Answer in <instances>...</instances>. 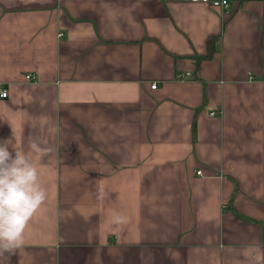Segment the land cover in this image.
<instances>
[{"label": "crops", "instance_id": "1", "mask_svg": "<svg viewBox=\"0 0 264 264\" xmlns=\"http://www.w3.org/2000/svg\"><path fill=\"white\" fill-rule=\"evenodd\" d=\"M229 3L0 0V141L48 193L0 264H264V0Z\"/></svg>", "mask_w": 264, "mask_h": 264}, {"label": "clouds", "instance_id": "2", "mask_svg": "<svg viewBox=\"0 0 264 264\" xmlns=\"http://www.w3.org/2000/svg\"><path fill=\"white\" fill-rule=\"evenodd\" d=\"M42 143L31 137L28 143L30 151L41 158L51 151ZM47 197V189L31 158L16 147L12 138L0 141V258L15 254L24 246L26 230ZM106 197L107 193L100 188L97 199ZM111 223L118 229L128 224L129 218L116 213Z\"/></svg>", "mask_w": 264, "mask_h": 264}, {"label": "built area", "instance_id": "3", "mask_svg": "<svg viewBox=\"0 0 264 264\" xmlns=\"http://www.w3.org/2000/svg\"><path fill=\"white\" fill-rule=\"evenodd\" d=\"M190 1L193 3L207 4L213 8L222 9V10L228 9L230 6L229 0H190ZM60 35H62V34H60ZM25 78L27 81H32V82L37 81V76L33 75V74H27ZM157 86H158L157 83H153L151 88L156 89ZM7 97H8V90L0 87V98L6 99ZM213 114H215V113H213ZM198 175H202V171H198Z\"/></svg>", "mask_w": 264, "mask_h": 264}, {"label": "trees", "instance_id": "4", "mask_svg": "<svg viewBox=\"0 0 264 264\" xmlns=\"http://www.w3.org/2000/svg\"><path fill=\"white\" fill-rule=\"evenodd\" d=\"M215 42H216L215 38H210L209 39V41H208V56L206 58L210 57L214 53V51H215V47H214ZM194 129H195V126H194ZM194 129H193V131H194Z\"/></svg>", "mask_w": 264, "mask_h": 264}]
</instances>
